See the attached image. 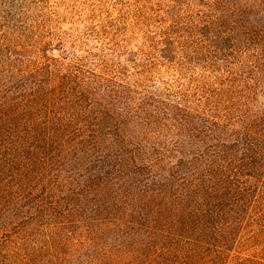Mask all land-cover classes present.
Wrapping results in <instances>:
<instances>
[{"label":"trees","instance_id":"1","mask_svg":"<svg viewBox=\"0 0 264 264\" xmlns=\"http://www.w3.org/2000/svg\"><path fill=\"white\" fill-rule=\"evenodd\" d=\"M172 5L175 11L166 16L161 14L160 5L147 6L145 10L127 7L119 11L118 8V19L114 21L103 5L59 8L47 0H0V264H117L119 249L131 241V235L140 232L133 224L147 229V234L149 230L161 231L160 246L155 245L158 240L155 235L148 236L147 244L133 246V253L147 246L149 257L143 264H204V253L208 251L217 258L211 264H218L223 252L221 246L199 243L207 237L202 232L210 227L207 218L221 214L224 208L233 215L234 222L241 213L247 215L246 209L253 206L264 213V110L255 113L253 109L256 98L264 96V20L258 22L257 28L246 17L260 13L264 18V0H172ZM144 15L152 16L153 21L142 30V46H137L133 59H128L126 42L140 29L134 21ZM167 18L172 24L180 22L185 31L178 40L169 37L177 49L185 46L194 58L203 57V63L213 64L222 78L232 74V91L236 90L245 112L214 115L215 102L207 95L192 96L197 86L189 77L184 88L183 84L181 88H173L164 80L160 67L178 74L182 68L194 69L183 63L182 55L165 64L153 54L154 39L148 32L162 39L164 34L158 32ZM64 22L67 28L61 27ZM203 26L208 28L209 36L200 31ZM219 35L230 41V56L235 60L233 69L226 63L217 64L215 56L211 58V54L221 49L212 47L210 38ZM52 41L70 50L72 59L65 70H52L47 61L35 60L37 47L48 46ZM220 60L226 62L225 56ZM4 73L7 78L29 79V84L21 81L16 86L19 100L9 96L11 89H6L9 84L4 83ZM158 80L165 84L172 101L164 99L165 92L160 95L146 89L145 84ZM89 97L104 104L92 110ZM157 103L165 108L166 103L171 104L181 111L180 119H176L172 114L167 115L164 108L157 111L155 107L158 116L186 122L189 127L185 130L191 133L190 127L195 129V123H203L209 139L214 141L220 135L215 132L225 133L226 128L227 136L235 134L232 140L239 137L240 148L235 144L197 140L194 145L201 141L202 150H178L174 132L161 130L164 125L160 124L161 118L144 108L149 104L154 111ZM261 105L264 103L258 108ZM118 116L126 117L121 123L132 132V137L145 139V150L139 143L134 148L125 147L116 128ZM98 119L104 123L100 127L96 123ZM233 122L239 126L234 127ZM94 125L98 131L107 132L111 146L116 147L110 155L111 169H116L114 165L137 169L140 165H136V158L150 161L143 163L148 169L151 162L153 165L169 158L172 149L187 156L169 164L163 176L165 182L152 180L153 186L138 188L135 193L149 190L151 201L161 193L164 201L151 204L142 201L135 205L127 214L131 217L135 214L133 221L120 216L116 204L112 216L106 214L107 209H94L85 218H73L71 215L80 211L84 203L69 202L70 198L60 189L59 194H51L42 177L49 168L53 151L68 139L76 138L79 143L90 145L96 132ZM191 136L196 135L187 137ZM243 158L247 161L243 162ZM40 177L44 182H37ZM90 183L85 185L96 184L91 179ZM66 191L76 192L68 188ZM131 192L134 195V190ZM68 203L70 206L66 207ZM165 213L172 216L170 231L155 225L156 219H164ZM181 214L196 215L195 226L183 223L178 218Z\"/></svg>","mask_w":264,"mask_h":264},{"label":"rangeland","instance_id":"2","mask_svg":"<svg viewBox=\"0 0 264 264\" xmlns=\"http://www.w3.org/2000/svg\"><path fill=\"white\" fill-rule=\"evenodd\" d=\"M49 4L52 5H70V6H80L82 4H89V5H103L106 6L108 16L112 20L118 19L119 13L117 12V9L119 8V11L123 10V8H135L139 7L145 10L148 8L147 6H153L154 8H157L158 5H160L161 14L163 16H166V13L172 14L175 11V6L171 5L172 0H47ZM155 3V4H154ZM158 4V5H156ZM115 6V7H114ZM116 8V9H114ZM143 10L141 12H143ZM217 12V11H216ZM123 15V13H122ZM145 16V17H144ZM143 17L139 16V19L135 20V24L140 26V29L136 30L134 32V38L127 40V45L129 47V51L125 53L126 57L128 59H133L134 54L137 51V46H142V37L143 31L145 25L150 24L153 21V17L150 15H144ZM234 16H232L233 18ZM246 17L249 18V20H252L253 24L259 27L258 22H262L264 20L263 16H261L260 13L258 14H249ZM101 20L102 18H98ZM258 20V21H256ZM173 22H169V19L162 22V26L158 32V34H164V37L161 39H157L156 34H152L151 32H148L150 34L152 39H154V50L153 54L157 56L163 63L169 64L168 60H174L177 58V55L184 56L183 63L189 64L191 67H194V69H191L188 71L187 68H182L181 73H177L174 71H164V68L160 67L161 76L164 78L165 81L170 83L173 88H181V84H183L184 88L186 85H188L186 77L190 78V82L193 83V85L197 86V90H192V96L199 94V95H207L209 96L208 99H210L212 102H215L214 104V115H220L221 114H229L235 115L233 112H245V106L242 105V103L239 100V96L235 93V91H232V74L229 73L226 75L225 78H222L223 76H220L218 72L215 71L213 64H206L203 63V57L201 59H196L193 57L192 54L188 53L185 49V46H180L178 49L176 46H174V41L169 38L174 37L178 40L179 36L185 33L184 30L180 27V22L176 24H172ZM68 24L66 22L61 24L62 28H67ZM81 27V25H79ZM141 30V31H140ZM202 34L205 36H209L210 32L206 26H203L200 30ZM145 34V33H144ZM210 43L212 47H219L221 50L220 52L211 54V58L215 56L214 61L217 64H223L226 63L228 65V68H235V60L231 59L230 56V41L228 38H223L222 36H215L214 38H210ZM158 42V43H157ZM46 45L39 47L38 51L34 54L35 60L40 62H46L47 65L52 70H65L67 65L70 63L72 59V55L70 53V50L66 48L65 45L58 47L57 45ZM95 44V43H94ZM178 46L181 43H176ZM208 49H210L208 47ZM175 51L174 53H170ZM211 51V50H210ZM30 54L31 52H27V54ZM225 60L221 61L220 58L224 57ZM205 59V58H204ZM170 61V62H171ZM211 62V61H210ZM200 64H202L203 67H200ZM187 66V65H186ZM199 67V68H198ZM231 69V70H232ZM7 73H4V83L9 84V86L6 87L10 88L11 91L9 93V96H15L16 100H19V94L18 91L15 92L18 88L16 87L21 81L27 82L29 84V79H21L16 80L15 78H7L5 75ZM14 74V73H13ZM213 75H216L214 77ZM17 76V75H16ZM22 82V83H25ZM190 84V83H189ZM16 87V88H15ZM146 89L149 91H154L157 94H164V99L169 98V101H172L171 95L166 93L165 90V84L158 81H154L151 85H146ZM176 90V89H175ZM138 91V90H137ZM141 94V92H137ZM138 95V94H135ZM97 97V96H96ZM90 101L88 102L90 105L89 107L92 110H96L98 108H101V106L104 104V102L97 100H94L93 97H89ZM143 101H146L145 98H143ZM257 104L253 109H255V113L257 111L264 110V105H261L260 108H258L259 104L264 103V96L258 97ZM15 100V99H14ZM139 101V100H138ZM109 103L114 104L113 101H109ZM109 106L110 105H106ZM166 108L160 104L157 103L154 106V111H151V108L153 106H150L149 104L145 105L144 108L146 111L157 115V111L159 109L164 108V112L167 115H174L176 119L179 118V114L181 111L176 109L173 105L166 103ZM157 108V111L155 109ZM95 114V113H94ZM181 115V114H180ZM158 117L161 118V123H164L161 130H164V132H174L173 137L177 139L179 142L177 145L178 150H187L189 151H195L198 149L199 151L202 150L203 144L201 141L199 145L195 146V142L197 140H205L206 143L212 142L214 144H221L222 142L225 145H232L235 144L236 147L238 145V148H240L241 141L238 137V139L232 140V138H235V134L233 135H226V128L225 133L223 132H215V134L219 135V140L217 139L214 141L213 139H209V133L206 131V129L203 127V123H195L193 127H190L193 132H188L187 129L189 126L187 124L183 123L182 120L175 121L171 119V116H168V119H165L159 115ZM167 118V117H166ZM117 120V131L122 136L123 142L125 144L126 148H134V144L136 145L139 143L141 145L143 150H145L147 143L144 138H140L139 140L135 137H132V132H128L126 129V126H124L123 123L126 117L118 116L115 118ZM193 120V119H192ZM256 120V118H255ZM194 121V120H193ZM92 123H94L92 121ZM97 125L99 127L101 126L102 120L98 119L96 121ZM234 123V122H233ZM234 127H238L239 124L234 123ZM231 126V125H230ZM98 126L94 125V129H96ZM232 127V126H231ZM119 128V129H118ZM178 128V129H177ZM167 130V131H165ZM229 131V128L228 130ZM101 131L96 129V132L93 133V136L90 140H92V143L90 145L79 143L76 138L68 139L67 142L63 143L60 147H57L53 153L51 154V159L49 160V168L46 172V175L42 176L45 177V180L47 181V186H49L51 194L56 193L59 194V189L62 190V192L67 195L70 201H76V202H83L82 209L80 211H77L76 214L71 215L73 218H77L79 216L84 217L88 214H92L93 210H102L107 209L109 211L108 216H112L114 205L117 206V212H119L120 216H123L124 219H128L133 221L135 218V214L131 217L127 215L130 213L131 209L135 205L141 204V202H149L150 204L155 201L163 202L164 198H161V193L158 194L155 197V200L151 201L149 199V190L147 192H141L135 193L138 188L142 187L143 185L149 186L152 184V180L158 181L159 183L165 182L163 179V176L166 175V169L168 168L169 164L175 163V161L178 159V157L186 158V155H180L177 150L172 149L171 153L169 154V158L161 159L159 161H155L156 164L152 165V162L147 169L143 163H148L150 161H139L137 158L135 159L136 165H140L137 167L132 166H124L120 167L117 165H114L116 168L111 169L110 164L113 163L111 161L110 155L112 153V149H115V145L112 144L111 146V136L107 134V132ZM231 134V132H229ZM188 135H196L191 136L188 138ZM135 136V135H134ZM213 140V141H212ZM165 141V140H164ZM192 141V142H191ZM166 143V142H165ZM202 144V145H200ZM237 149V148H236ZM239 154V153H238ZM243 157V156H242ZM183 159V160H184ZM243 162H246L245 158L242 159ZM43 171L41 170V173ZM249 172V171H248ZM136 173V174H135ZM135 174V175H134ZM133 176L137 177L139 179L136 180L133 178ZM42 177H40L39 181L37 182H44L42 180ZM90 179L93 182H96L95 185L87 187V185H90ZM81 183V186H78V184ZM84 184V185H83ZM87 184V185H85ZM97 188L95 189V187ZM153 186V185H151ZM67 188L70 190L76 191L74 193L70 191H66ZM58 190V191H57ZM131 190H134V195H132ZM154 194V193H153ZM147 196V197H146ZM149 196V197H148ZM68 201V200H67ZM62 203V202H60ZM65 207V205L62 203V207ZM70 206L69 203L66 205V207ZM224 212L221 214H213L211 218H207V221L209 223V226L206 230L202 229V232H206L205 240H201L199 242L200 244H203V242H207L208 244H217L218 246H221L222 249V257H220V260L218 259V264H264V213L259 211V208L251 207V209L247 210L248 214L241 213L238 217H236V221H231V218H233V215H230L229 213H226L227 210L224 208ZM63 212L64 209L62 210ZM70 214V212L68 211ZM66 214V213H64ZM103 214V213H102ZM232 216V217H231ZM85 218V217H84ZM148 218V216H147ZM147 218L145 220H147ZM176 218V216H174ZM178 218H182L183 223L191 226H195V221L197 220V216H184L183 214L179 215ZM238 218V219H237ZM79 219V218H77ZM172 216L169 217L167 213H165V217L162 220L156 219L155 225L157 227L162 229H169L171 226ZM176 224V223H175ZM174 224V226H175ZM137 230H140L139 233L131 235V241L128 240V242L125 244V247H121L119 249V257H117V264H143L145 262L146 257H149L147 255V246H141V250L135 251L133 253V246L136 247L138 244L146 243L148 241V236L155 235L158 240L155 242L156 246H160L161 240L163 241L161 237V231L159 230H149L150 233L147 234L146 230H143V228L140 225L133 224ZM213 226V227H212ZM156 227V226H155ZM176 227V226H175ZM179 229V227L177 228ZM205 229V228H204ZM229 229L228 231H226ZM148 231V230H147ZM170 231V229H169ZM190 232V231H188ZM188 235V234H187ZM220 235H224L227 237V240L224 241ZM200 240V239H199ZM130 241V242H129ZM223 243V245L221 244ZM144 244V245H146ZM214 245H212L213 247ZM211 248V247H210ZM209 253L205 252L203 260L205 261L204 264H211L212 262L216 263L217 258L216 255L213 254L212 251H208ZM114 256V255H113Z\"/></svg>","mask_w":264,"mask_h":264}]
</instances>
